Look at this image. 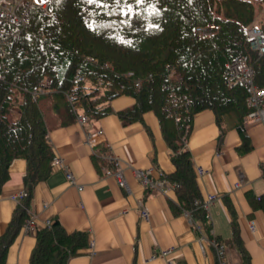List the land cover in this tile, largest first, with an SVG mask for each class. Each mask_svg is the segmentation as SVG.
I'll use <instances>...</instances> for the list:
<instances>
[{
    "label": "trees",
    "instance_id": "16d2710c",
    "mask_svg": "<svg viewBox=\"0 0 264 264\" xmlns=\"http://www.w3.org/2000/svg\"><path fill=\"white\" fill-rule=\"evenodd\" d=\"M255 12L253 0H48L45 9L31 4L26 27L0 57V188L10 161L25 160L23 191L0 234V264L28 215L34 185L52 169L48 129L76 121L80 108L82 116L98 119L121 94L134 97L116 111L122 124L141 120L146 110L158 118L174 166L159 178L173 188L176 209L187 210L198 228L192 227L218 242L185 141L194 113L208 108L221 132L234 127L249 148L243 124L251 106L243 85L222 76L226 63L242 56L255 83L264 85V52L251 48L246 36ZM204 25L215 29L197 33ZM38 87L42 91L33 99ZM94 156L98 168L105 166L99 151ZM254 201L264 211V192ZM34 235L28 264H67L87 243L85 231H67L57 219ZM232 238L248 264L235 225Z\"/></svg>",
    "mask_w": 264,
    "mask_h": 264
},
{
    "label": "crops",
    "instance_id": "0c3cea01",
    "mask_svg": "<svg viewBox=\"0 0 264 264\" xmlns=\"http://www.w3.org/2000/svg\"><path fill=\"white\" fill-rule=\"evenodd\" d=\"M133 102V96L121 94L110 100L111 111L98 119L82 116L80 108V120L48 129L47 142L61 162L36 182L28 211L35 215L39 227L45 219H57L65 230H83L87 242L93 240L92 253L86 250V243L67 264H166L167 258L172 260L170 264H216L207 234H199L183 211L176 209L173 188L166 184L162 192L144 186L135 174V169H142L149 180L156 181L159 171L170 172L174 166L172 151L152 110L144 111L141 120L120 122L116 111ZM243 126L247 150L238 131L229 127L221 132L214 113L205 108L194 113L185 145L201 197L216 195L208 216L211 232L225 246L226 264H242L232 225L248 264H264V211L254 201V196L264 192V125L244 118ZM98 128H102L101 135L95 134ZM88 134L93 135V144L85 141ZM98 151L106 160L103 167L118 168L126 187L105 174V168H98L94 159ZM105 154L116 157V163ZM66 170L74 175L76 184L68 182ZM24 171L23 158L10 161L8 177L0 188V234L22 191ZM239 174L242 178L236 185ZM21 226L8 246L6 264H28L35 235L31 230L24 232ZM164 248L171 251L160 255Z\"/></svg>",
    "mask_w": 264,
    "mask_h": 264
},
{
    "label": "built area",
    "instance_id": "2783aa9c",
    "mask_svg": "<svg viewBox=\"0 0 264 264\" xmlns=\"http://www.w3.org/2000/svg\"><path fill=\"white\" fill-rule=\"evenodd\" d=\"M48 0H0V57L7 54L8 47L14 38L19 32H21L27 25L28 22V10L31 4H38L41 8L45 9L47 6ZM212 26H198L196 27L197 33L210 34L212 31ZM246 34L250 43V46L255 49L259 54L264 52V30L258 25L248 26L246 29ZM127 74H132L128 71ZM1 77V75H0ZM223 79L229 84L239 83L243 85L244 92L246 95L247 103L251 106V109L246 113L245 118L259 121L264 125V85H257L254 81V72L252 66L246 62L242 56H237L226 63V68L223 73ZM135 85H139V81H135ZM42 89L40 87L36 88L33 91L32 98H35ZM75 107V105H73ZM81 117H78L80 120ZM178 119V116H175V120ZM96 135L102 134V128H98L95 131ZM87 143L93 144L94 137L91 134H88L85 138ZM172 153V152H171ZM111 154H105V157H108L113 163H116V157H111ZM61 162V158L58 156H53L51 159V165L55 166ZM197 171H201L200 168H196ZM162 171H159V175ZM105 174H111L115 177L117 184L122 187H126V182L118 168L111 169L105 168ZM135 174L138 175L140 183L144 186L156 187L158 190L164 192L166 191V183L164 179L159 178L156 181H151L148 179L145 170L135 169ZM66 179L72 184H76L74 175L66 170L65 172ZM242 178V174H239V180L235 182L236 185L239 184V181ZM78 189L82 188V185H77ZM22 191L19 192L20 195ZM216 198L215 194H208L205 198L201 199L202 206L208 210L209 204L212 200ZM183 214L188 217V220L191 224L195 225L191 219L190 214L187 210H182ZM28 212L27 217L25 218L22 229L24 232L34 231L37 227L35 224V215L31 212ZM142 214L147 218L148 212L143 208ZM52 220L45 219L42 226H48ZM253 221L249 222V227L253 228ZM196 228L197 225H195ZM209 243L214 246L216 258L218 264H226L224 252L225 246L221 242H216L213 238L208 239ZM87 251L92 253L94 250L93 240H89L87 243ZM171 251L170 248H164L160 250V255H166ZM171 259L167 258L166 264H170Z\"/></svg>",
    "mask_w": 264,
    "mask_h": 264
},
{
    "label": "rangeland",
    "instance_id": "374dc122",
    "mask_svg": "<svg viewBox=\"0 0 264 264\" xmlns=\"http://www.w3.org/2000/svg\"><path fill=\"white\" fill-rule=\"evenodd\" d=\"M253 5L255 8V13H254V24L262 25L264 23V0H253ZM261 21H263L261 23ZM251 24V23H250ZM12 113H15L14 110L12 109Z\"/></svg>",
    "mask_w": 264,
    "mask_h": 264
},
{
    "label": "snow or ice",
    "instance_id": "6c2138e0",
    "mask_svg": "<svg viewBox=\"0 0 264 264\" xmlns=\"http://www.w3.org/2000/svg\"><path fill=\"white\" fill-rule=\"evenodd\" d=\"M89 2H92V0H89ZM137 2H140V0H137Z\"/></svg>",
    "mask_w": 264,
    "mask_h": 264
}]
</instances>
